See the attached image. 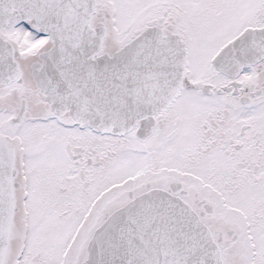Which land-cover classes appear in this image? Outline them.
I'll return each mask as SVG.
<instances>
[{"label":"snow or ice","instance_id":"snow-or-ice-1","mask_svg":"<svg viewBox=\"0 0 264 264\" xmlns=\"http://www.w3.org/2000/svg\"><path fill=\"white\" fill-rule=\"evenodd\" d=\"M0 264H264V0H0Z\"/></svg>","mask_w":264,"mask_h":264}]
</instances>
